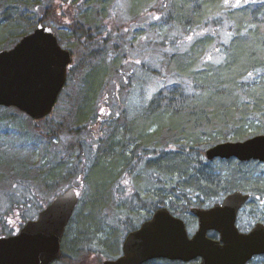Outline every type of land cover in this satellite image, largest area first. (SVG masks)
<instances>
[{
    "label": "trees",
    "instance_id": "trees-1",
    "mask_svg": "<svg viewBox=\"0 0 264 264\" xmlns=\"http://www.w3.org/2000/svg\"><path fill=\"white\" fill-rule=\"evenodd\" d=\"M120 1L130 2L128 19L116 17ZM62 5L74 8V14L65 9L59 14ZM33 15H39L37 24L67 25L58 38L72 44L75 59L50 115L33 120L0 106V236L12 233L3 215L12 218L22 206L37 209L38 202L40 210L53 199L40 200L30 179L48 187L74 175L81 191L62 241L63 256L53 264H102L118 256L128 232L161 206L189 226L196 219L192 208L212 206L235 190L252 193L248 205L253 212L264 206V163L209 161L204 154L214 144L264 134V0H0V25L5 24L0 49L14 46L36 27ZM148 16L159 17L155 20L166 29L155 28L147 43L143 32L135 31ZM222 30L231 33L227 43L220 41ZM134 47L142 53L139 63L128 60ZM110 52L117 54L114 60ZM209 55L223 60L214 63ZM249 72L253 75L246 79ZM150 82L161 85L150 99L133 105ZM101 99L115 103L110 108L105 101L99 108ZM98 123L105 126L98 128L100 138L92 130ZM68 130L81 137L74 161L75 147L57 141ZM138 170L146 173L145 188L155 198L143 199L135 189ZM8 180L10 189H5ZM25 186L31 189L26 195L19 190ZM127 196L150 213L137 222L118 212L114 222L109 204ZM209 235L218 238L213 231ZM145 264L198 261L152 259ZM250 264H264V255Z\"/></svg>",
    "mask_w": 264,
    "mask_h": 264
},
{
    "label": "water",
    "instance_id": "water-1",
    "mask_svg": "<svg viewBox=\"0 0 264 264\" xmlns=\"http://www.w3.org/2000/svg\"><path fill=\"white\" fill-rule=\"evenodd\" d=\"M72 61L73 53L60 44L54 28L41 22L14 47L0 50V105L15 106L32 119L49 115L65 88ZM205 156L264 162V134L215 144ZM250 197L239 190L213 207L193 208L198 217L193 235L185 220L161 207L128 234L123 255L103 264H142L152 258L248 264L254 255L264 254V223H255L248 232L237 225L240 209ZM79 199L76 188L70 187L16 235L0 237V264H51L60 259L64 231ZM209 231L218 233V239L210 237Z\"/></svg>",
    "mask_w": 264,
    "mask_h": 264
},
{
    "label": "rangeland",
    "instance_id": "rangeland-1",
    "mask_svg": "<svg viewBox=\"0 0 264 264\" xmlns=\"http://www.w3.org/2000/svg\"><path fill=\"white\" fill-rule=\"evenodd\" d=\"M87 0H77L78 3H81L82 2H86ZM239 3H241V0H239ZM117 9H116V17L117 19L118 18H123V19H128V10L130 9V2L126 3V1H120L117 5ZM65 9V12H69V14H74V8H65V5H62V8L60 9L59 11V14L60 12H64ZM15 11V10H14ZM13 11V13H14ZM11 12V11H10ZM66 12V13H67ZM87 11L85 10L81 16H85V13ZM90 13V11H88ZM66 13H65V16H66ZM35 16V18H33L31 21H33V23L37 24V19H38V16L37 15H33ZM37 16V17H36ZM68 17V16H66ZM69 18V17H68ZM65 23H68L70 20L68 19H65L63 17V19ZM143 21L145 23H142V25L138 26V29L135 31L136 34H142L143 32V37L142 38H145V42H150L153 40V30L155 28H160V31H164V29H166V27L163 29L161 28L160 24L157 23V21L155 20V18L152 16H148L146 19H143ZM5 24L3 25H0V31L5 28L4 27ZM54 30L57 31V34L61 36L62 34V31L63 30H66L68 27L66 24L63 25V27H59L58 25L52 23V25ZM68 37H70V35H67ZM1 33H0V41H1ZM226 39V33H225V30H222L221 31V39L220 41H225ZM72 44L69 42V43H64L63 46L65 48H68L70 49V46ZM3 49V48H2ZM147 49L152 53L153 52V45L152 44H148V47ZM1 50V49H0ZM219 51L221 52V50L219 49ZM141 50H139V48L137 47L135 49L134 47V51L132 52V55L129 56V59L130 61H134L136 62L137 60L140 61L141 59ZM117 56V54L115 52H110L109 53V59L111 60H114V58ZM126 60V59H124ZM165 76L168 77V74L167 72L164 73ZM161 85L160 82H150L149 84H146V87L144 88V90H139V92L136 94V98H135V102L133 103L134 104H142L143 102H145V100L147 99H150V97L153 95V93L156 91V89ZM151 94V95H149ZM105 99H101L98 103V106L100 108V106H104L105 105ZM115 103L114 101L112 102H107L106 101V105L109 104V107L112 108V104ZM13 113L16 114V111H13ZM60 113V112H59ZM25 115V114H24ZM26 116V115H25ZM21 117V116H20ZM22 118V117H21ZM23 118H25L23 116ZM22 118V119H23ZM45 122H40L39 125H44ZM99 126L101 128H105L104 125H100L99 123L96 125V126H93L92 127V130H95V137L96 138H100L101 137V130H98ZM110 131L108 130L106 132V134H108ZM122 137V134L121 135H115V140L117 139H120ZM81 137L80 135H78V133H76L75 131H71V130H68L66 132H64L60 138L57 139V141H60L61 143L65 144L66 146L68 145H73L75 147V152L76 153L74 156H72V160L71 161H74L76 160L77 158V154H79L80 152V148L79 146L77 145V143H80L79 141ZM88 140H90V138H88ZM110 142H112L111 140H108ZM110 150L108 148L105 147V149H103V152L105 153V155H112L110 152ZM141 169V168H139ZM139 171V170H138ZM137 171V172H138ZM146 177V173L143 172V170H140L138 172V175H137V182L136 184L138 185H135V189L137 190V192L139 191L140 193V196L143 198V199H149V198H155L156 195L152 194V192H148L147 189L145 188L146 187V184L144 182V178ZM68 181H71V185L70 186H74L78 189L79 193L81 192L80 191V188L77 187L76 185V181H77V177L74 176V175H71V178L70 180H60V181H54L52 183V185H49L48 187H46L44 184H40L32 179L28 180L29 183H31V188L36 190L37 193L40 194V196L38 198H40V200H43L44 203H47L48 200H50L51 198L57 196L59 193H62L64 190H67L70 186L68 185ZM35 182V183H34ZM52 182V181H50ZM10 180L7 181L6 183V187H4L5 189H10ZM27 184V183H26ZM43 185V186H42ZM20 190V193L21 194H28L29 191H31L30 188H28L27 186L25 187H20L19 188ZM134 190V191H136ZM2 191V190H0ZM19 192V191H18ZM8 192L6 191V194ZM11 196L14 197V192L11 193ZM223 199V198H222ZM114 204H112V202H110L109 204V210H108V215H111V214H114L115 216V219H113L112 217H110L111 219H113V221L117 222V220H119L118 216L116 215L118 212H122L124 215H127L129 217H133V218H136L137 222H139L140 218L139 217H142V216H145V215H148L150 212L148 210V208L146 207H141L139 205V200L137 202H135L133 199H130L128 196L127 198H119L116 199V202L113 200ZM211 202L212 203V200L211 201H208L207 203ZM40 202H38L36 204L37 206V209L35 207H31V208H23L24 206L20 207L22 209H18V210H15L14 211V216L12 218H10V215H3V217L8 221L6 222L5 221V224L6 225V230L7 231H10V232H15L17 230V228H20L21 225H23L25 219H29V218H35L37 215H38V212L37 210H39L38 208L41 205H39ZM44 205V204H43ZM213 205H215V203H213ZM113 208L115 209V213L113 212ZM36 209V210H35ZM252 205H247L246 207L243 208V210L240 212V218H239V221H238V224L239 225H242V227H249L251 228L252 225L254 223H256L257 221H261V219H264V206L262 205L259 206V210H257L256 212H253L252 210ZM25 215L26 218H22V216ZM11 221V222H10ZM1 222V221H0ZM10 222V223H9ZM122 222V221H121ZM121 222L118 224L119 227L121 226ZM2 226H0L1 228ZM197 229V219H195V221L193 222V224L190 225V233L193 234Z\"/></svg>",
    "mask_w": 264,
    "mask_h": 264
},
{
    "label": "snow or ice",
    "instance_id": "snow-or-ice-1",
    "mask_svg": "<svg viewBox=\"0 0 264 264\" xmlns=\"http://www.w3.org/2000/svg\"><path fill=\"white\" fill-rule=\"evenodd\" d=\"M226 2H227V0H226ZM236 2H237V4H239V0H236ZM155 19H159V17H154ZM231 37V33H228V34H226V39H225V43H227L228 42V39ZM188 40H191L192 39V37H188L187 38ZM217 51H218V49H217ZM207 59L208 60H211V61H213L214 63H221L222 62V60H223V57L221 56V57H218V58H216L215 60H213V57L211 56V55H209L208 57H207ZM137 63H139L140 61H136ZM252 73L251 72H249L248 73V76L246 77V79L247 78H251L252 77ZM189 91H191V87H190V84H189ZM149 95H151V94H149ZM242 99H243V97H242ZM101 111L103 112V109H101ZM124 183H128V181H124Z\"/></svg>",
    "mask_w": 264,
    "mask_h": 264
},
{
    "label": "bare ground",
    "instance_id": "bare-ground-1",
    "mask_svg": "<svg viewBox=\"0 0 264 264\" xmlns=\"http://www.w3.org/2000/svg\"><path fill=\"white\" fill-rule=\"evenodd\" d=\"M112 155H114V154H112ZM112 155H109V157L111 158ZM205 158L208 159L206 156H205ZM208 160H209V161H215V160H210V159H208ZM236 191H239V190H235V191H232V192H230V193H234V192H236ZM94 220H96V219H94ZM96 221H97V220H96ZM96 221H95V222H96ZM97 222H98V221H97ZM101 230H102V231H101ZM103 230H104L103 228H100V229H99V231H101L102 233H103ZM125 239H126V237H125ZM112 259H115V257L112 258Z\"/></svg>",
    "mask_w": 264,
    "mask_h": 264
}]
</instances>
